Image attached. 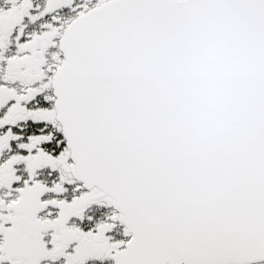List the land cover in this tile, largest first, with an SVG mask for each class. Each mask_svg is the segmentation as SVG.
<instances>
[{"label": "snow or ice", "instance_id": "1", "mask_svg": "<svg viewBox=\"0 0 264 264\" xmlns=\"http://www.w3.org/2000/svg\"><path fill=\"white\" fill-rule=\"evenodd\" d=\"M0 264H264V0H0Z\"/></svg>", "mask_w": 264, "mask_h": 264}]
</instances>
